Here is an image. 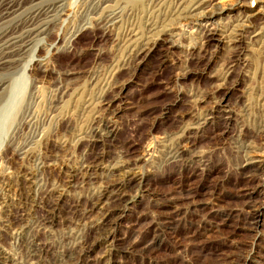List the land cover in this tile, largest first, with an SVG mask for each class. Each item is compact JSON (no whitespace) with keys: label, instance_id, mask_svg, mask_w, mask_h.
<instances>
[{"label":"rangeland","instance_id":"1","mask_svg":"<svg viewBox=\"0 0 264 264\" xmlns=\"http://www.w3.org/2000/svg\"><path fill=\"white\" fill-rule=\"evenodd\" d=\"M83 1H64L70 16L47 39L56 51L44 46L35 54L49 62L46 74L34 72L43 80L36 125L16 129L31 102L29 67L14 74L0 108V262L264 264V168L246 167L242 150L251 141L248 157L264 164L257 134L264 119V0H216L221 42L191 44L186 26L175 44L128 64L116 33L92 26L79 34L92 4ZM245 5L254 6V18L238 53L225 36L244 19ZM121 6H128L124 22L137 26L154 12L168 17L149 0ZM110 72L104 114L115 133L95 143L85 102ZM177 137L183 157L169 160L165 147ZM11 141L39 155L14 157ZM42 155L51 165L37 171ZM119 159L137 166L96 204L95 187L110 180L103 167ZM89 163L93 177L82 168Z\"/></svg>","mask_w":264,"mask_h":264},{"label":"bare ground","instance_id":"2","mask_svg":"<svg viewBox=\"0 0 264 264\" xmlns=\"http://www.w3.org/2000/svg\"><path fill=\"white\" fill-rule=\"evenodd\" d=\"M64 1L67 2V0H0V108L7 100H9V96L12 93L10 91V87L14 74L16 75V73H18V71L21 72V70L25 72V70L30 68L33 80L32 91L30 93L31 102L27 104V107L21 113L16 127L18 130H22L24 125L26 127H32L37 123V117L34 114V111L41 103L39 100H41V83L43 80L39 77V74L34 75V72L46 74L49 71V62L48 59L37 58L35 54L39 48L44 46H47L48 49L52 48L53 51H56V47L48 44L47 39L53 29H55L54 27L58 25L59 21L62 20L63 17L70 16L66 13L68 8L70 10V6L64 4ZM85 1L92 2V4L89 7L86 6L87 8L85 10L88 13V19L85 18L87 23L80 27L78 30L80 32L79 34L91 29L92 26L102 29L107 34H110V36L113 35V33H116V41L122 44V60L124 64H128V62L130 63L136 60V58L150 53L159 45L172 43V41H174L173 43L175 44L176 39L178 41L180 38L184 37L183 31L186 30V26L191 28V44L196 40H202L204 42L203 44H209L215 41L221 42L217 38L220 33L217 20L221 13V9L218 8L216 0H149V3L154 6V10L158 8V10H156L157 12L162 11L163 9L168 11V17H164L165 19L161 20L163 18H159L160 15H157V13L154 12L155 14L153 13L154 15L151 16V19L153 20H148V18L142 26L138 25L139 27L135 23L124 22V18L126 16L125 11L128 6L126 8L121 6L124 2H137L139 0H84V4ZM238 1L247 2V0ZM79 6L80 5L78 4L76 5V7ZM253 8L254 6L249 8L245 5L244 19H242L240 23L232 25L227 30V33L229 31L227 36L224 35L225 38L230 40L229 43L233 46L232 48H234V50L236 49L238 53L240 52L239 50H242V45L245 41L244 38L247 36L246 34H249L248 30L251 29L252 19L254 18L252 11ZM76 12L77 11L74 9L70 14L75 15ZM82 18H84L83 15ZM159 20H161V24ZM66 21L67 20L61 21L62 25ZM71 24L72 22L69 25ZM261 30H263V28H261ZM178 31H180V33ZM262 34L263 33L259 32L256 37L260 36V40L263 36ZM73 36L74 35H72V38ZM224 36H221V38ZM110 76L112 77L111 72L107 77L104 76L106 78L103 77L105 80L103 83H100L99 81L95 83V86L99 90L98 96L92 100L90 99L87 103L85 102V104H87L85 107L86 113H91V115L93 113V121L89 126L88 135L90 136L92 142L95 143H103L106 138L113 136L115 133V128H113V125H110L106 121L108 119H106L104 114V106L106 105L107 100V89H105V87L110 81ZM198 125L200 124L197 123L196 126ZM201 125H203V122ZM257 134L263 140L264 119L260 122ZM39 136L40 130L36 127L32 143H37L36 139ZM178 138L179 137L172 138L169 145L165 147V157L169 160L177 161L183 157V151L180 149L181 147L179 148L177 141ZM20 143L21 141H11L8 145V148L13 151L11 152L14 157L23 159L25 155L31 154L36 158L39 155L35 154L28 144L23 145ZM66 143L67 141L63 142V148ZM252 144L253 143L250 141L249 143H244L242 145L244 157L246 158L245 166L252 167L256 165L258 169H262V167L264 168L263 163H257L255 160L253 161V159L248 157L251 154V151L254 150L253 148H255ZM101 157H103V155H99L97 159L99 160ZM43 158L44 155L40 156V161L35 166V169H38L37 171L51 165L47 164L45 162L46 160L44 161ZM136 166L137 164L135 162L130 163L124 159H119L110 163L108 166L103 167L104 173H102L104 175L106 174V178H109L110 180L101 182L99 186L97 185L95 187V196H98L96 204H98L102 198L105 197L109 187L116 181H118L119 184H123L127 181L128 172L133 170ZM82 168L85 169L86 174L90 177H93V175L97 172V169L92 170V168H94L92 163L83 165ZM114 178L118 179L114 180ZM6 262L7 261L0 262V264H6Z\"/></svg>","mask_w":264,"mask_h":264}]
</instances>
